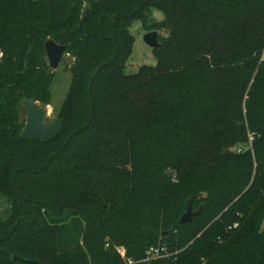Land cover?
Segmentation results:
<instances>
[{
	"label": "trees",
	"instance_id": "1",
	"mask_svg": "<svg viewBox=\"0 0 264 264\" xmlns=\"http://www.w3.org/2000/svg\"><path fill=\"white\" fill-rule=\"evenodd\" d=\"M65 3L55 21L23 16L12 25L9 7L25 8V0L0 3V42L9 28L15 39L11 57L5 53L0 58V150L12 151L23 141L46 145L69 131L58 154L32 173L25 171V185L14 170L13 153L0 161V194L12 202V231L0 237V264H27L13 255L40 264H124L122 254L104 251L105 237L138 260L148 256L150 247L170 252L167 241L174 240L173 230L192 227L195 218L207 213L210 222L192 232L196 236L203 229L197 264H264V212L239 224L236 214L243 208L236 210V202L231 203L244 188L242 181L202 200L203 210L191 223H179L174 203L187 190V202L194 207L196 177L219 168L245 137L244 98L252 101L264 92V0ZM85 4L89 12L83 20L79 14ZM146 7L164 15L171 48L157 58L153 70L127 74L123 30L128 21L142 19ZM47 39L67 45V50L92 40L94 48L86 77L69 68L71 84L57 114L60 132L39 141L21 136L20 112L24 99L51 103L55 72L45 53ZM88 62L79 61L83 67ZM203 85L201 93L198 87ZM75 93L83 94L86 108L72 118ZM261 114L264 119V107ZM169 153L174 157L167 160ZM155 156L160 158L157 166L152 163ZM173 173L179 184L170 181ZM33 180L51 184L54 191L37 197L28 185ZM91 223L105 224L93 228V238ZM238 228L237 237L224 236ZM165 230L173 233L162 239ZM41 235L55 238L50 257L36 250ZM2 248L16 253L8 255ZM190 248L185 247L183 257L177 253L174 261L167 258L166 264H194Z\"/></svg>",
	"mask_w": 264,
	"mask_h": 264
},
{
	"label": "rangeland",
	"instance_id": "2",
	"mask_svg": "<svg viewBox=\"0 0 264 264\" xmlns=\"http://www.w3.org/2000/svg\"><path fill=\"white\" fill-rule=\"evenodd\" d=\"M12 1L13 0H0V3H8L11 5ZM65 6V0H52V2L48 3H45V0H25V8H23V5L17 7V5L14 6L12 4L7 13H9V19L12 20L10 25L20 21L23 16L29 19L46 18L49 16V18L55 21L62 13ZM86 6L85 4V7ZM88 8L87 15L89 12ZM3 9L4 11L6 10V8ZM83 12L84 8L81 9L79 14L81 18ZM150 31H157L158 41L162 45L160 50L153 49L145 43L143 35ZM123 40L126 47L125 53L129 54L124 65V73L127 74L153 70L154 67L157 66V58L162 57L164 52L171 48L168 23L164 15L160 11L149 7L144 9V16L142 19L127 22L123 30ZM14 44V35L9 28L3 43L0 42V58L6 53L9 59L13 52ZM93 48L94 43L91 40L80 43L70 50H66L62 55L59 66L56 69H52L55 72V76L50 87L52 105L49 104V115L57 116L58 110L60 109L59 107L69 90L72 77L69 68L74 67L77 74L81 75L83 78L86 77V74L92 69V66L88 62V58ZM82 60H87L88 65L85 67L81 66L79 61ZM260 62L264 63V48L260 55ZM204 87L205 85L198 87V91L203 93ZM246 97L247 96H245L242 103L246 130L243 141L231 149L229 158L223 159L220 164L221 166L214 170V172L196 177L199 189L196 192L193 202V210H197L198 207L202 205V200L208 199L213 194L221 195L225 193L227 187H230L234 182L242 181L245 185L244 188L239 190L238 193L231 198V203L236 202L233 206L234 209L243 208L242 212L236 214L239 224H241L242 221H250V219L253 221L258 214L264 212V119H262L263 116L261 114V110L264 107V92L260 93L252 101L249 99L247 100ZM73 104L74 112L71 113V117L76 118L80 113L83 114L86 108L83 94L75 93L73 95ZM54 107L59 109L54 110ZM68 132L69 131H66L61 137L46 145L23 141L12 151L1 149L0 161H2L8 153H13L16 162L14 170H18L19 174L22 175L25 185V171H28L27 173H32L33 170H36L39 164H43L48 157L53 154H58L64 146ZM33 149L36 153L32 156ZM166 156L167 160L174 157V155L170 153ZM159 161L160 158L155 156L152 163L154 166H157ZM170 181L174 184H179L176 173L171 175ZM28 185L31 188L30 190L40 198H46L50 191H54V187L49 183H45V181H38L37 183V180H33L29 182ZM188 195L187 190H185L183 195L177 197L174 201L177 208V218L185 212L186 202L189 199ZM229 205L225 206V209ZM11 209V200L0 194V237H4L12 231V225L9 223ZM210 217L211 215L207 213V215L195 218L192 227L176 230L172 229L174 231V240L167 241V245L174 253L165 250L163 255L156 258L147 256L146 258L140 257L138 260H135L133 256H126L123 246L118 245L114 240H110L107 237L104 238L103 249L106 253L115 251L121 255V252H123L124 254H122L121 257L124 264H166V259L170 257V259L173 258V260L169 261H174L177 253H180V257H183L185 247L189 246L191 247L190 249L195 251L194 264H197L198 259L200 260L202 257L201 251L204 241L201 240L199 236L203 233V229L196 236H192V232L194 229H198L203 224L210 222ZM96 224L97 223H95V225L92 224L89 229L91 238L95 236V234H91L94 229L99 228V226H105V224L99 226ZM240 228H242V225ZM167 229L171 228L168 227ZM226 230H228V227ZM237 230H239V228L229 233L224 232V236L237 237L239 235L236 234ZM239 233H241V231ZM191 237L192 239L190 242L186 244V238ZM54 243L55 238L53 236H38L36 250L50 257L51 254L48 248ZM1 250L8 255L16 253L14 249L2 248ZM201 262L204 263L205 260H201Z\"/></svg>",
	"mask_w": 264,
	"mask_h": 264
},
{
	"label": "water",
	"instance_id": "3",
	"mask_svg": "<svg viewBox=\"0 0 264 264\" xmlns=\"http://www.w3.org/2000/svg\"><path fill=\"white\" fill-rule=\"evenodd\" d=\"M87 6L84 9L82 19L87 17ZM145 43L151 48H158L157 31H150L143 35ZM45 53L48 60V65L51 69H56L61 61L63 53L67 50V45H60L52 39H47L44 43ZM20 124L22 125L21 136L28 139L39 141H48L58 135L62 128V122L55 115H49L47 105L38 103L33 99H24L22 101V110L20 112ZM203 210L200 206L197 210H193L191 200L187 202L185 212L180 216L179 223L187 224L193 221L195 216H198ZM172 230L161 232V238L172 235ZM13 260L24 262L27 264H40L33 259H27L19 255H13Z\"/></svg>",
	"mask_w": 264,
	"mask_h": 264
},
{
	"label": "built area",
	"instance_id": "4",
	"mask_svg": "<svg viewBox=\"0 0 264 264\" xmlns=\"http://www.w3.org/2000/svg\"><path fill=\"white\" fill-rule=\"evenodd\" d=\"M237 226V223H234L232 226H228V229L234 228ZM165 253V249L163 247H150L147 251V254L151 258H156L160 255H163ZM121 254H124L121 252Z\"/></svg>",
	"mask_w": 264,
	"mask_h": 264
},
{
	"label": "crops",
	"instance_id": "5",
	"mask_svg": "<svg viewBox=\"0 0 264 264\" xmlns=\"http://www.w3.org/2000/svg\"><path fill=\"white\" fill-rule=\"evenodd\" d=\"M51 104V103H50ZM52 105V104H51ZM48 111H49V104L47 105ZM54 107V110H57L58 108Z\"/></svg>",
	"mask_w": 264,
	"mask_h": 264
}]
</instances>
